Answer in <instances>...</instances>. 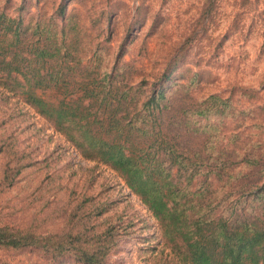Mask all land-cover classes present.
Segmentation results:
<instances>
[{"label":"rangeland","instance_id":"374dc122","mask_svg":"<svg viewBox=\"0 0 264 264\" xmlns=\"http://www.w3.org/2000/svg\"><path fill=\"white\" fill-rule=\"evenodd\" d=\"M63 2L72 25L61 56L76 62L66 81L113 80L134 99L161 87L174 120L190 122L171 129L193 161V188L211 196L207 213L262 216L264 0H0V12L58 26ZM67 85L41 95L57 103ZM222 165L229 172L217 179ZM0 227L49 241L0 247V264H80L76 248L89 245L108 247L102 264H180L118 172L1 89Z\"/></svg>","mask_w":264,"mask_h":264},{"label":"trees","instance_id":"16d2710c","mask_svg":"<svg viewBox=\"0 0 264 264\" xmlns=\"http://www.w3.org/2000/svg\"><path fill=\"white\" fill-rule=\"evenodd\" d=\"M68 5L63 2L57 7L58 26L35 19L31 27H26L21 16L12 18L0 12L3 93L21 98L64 132L84 156L118 172L158 221L164 240L171 243L180 264H264V214L246 216L231 211L228 215H210L206 203L211 196L193 188V161L183 158L184 150L171 129L189 128L190 122L174 120L173 98L165 97L161 87L154 88L155 84L145 97L134 99L113 80L104 86L91 80L66 81L67 73L76 66L72 56L70 62L61 56L60 46L65 36L71 35L72 24L65 16ZM166 77L163 75L159 81ZM66 83L72 92L62 94L57 103L41 95L50 88H65ZM228 172L222 165L213 174L219 179ZM204 182H208L206 177ZM257 198L264 204V189ZM101 238L100 242L108 239L106 235ZM48 242L0 227L3 248H46ZM107 251L108 247L100 245L76 248L77 262L102 264Z\"/></svg>","mask_w":264,"mask_h":264}]
</instances>
